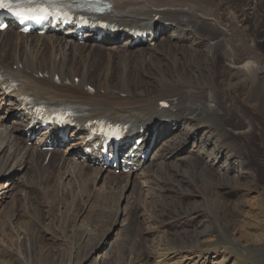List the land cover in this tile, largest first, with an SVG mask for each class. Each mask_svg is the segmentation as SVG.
Here are the masks:
<instances>
[{"label": "rangeland", "instance_id": "374dc122", "mask_svg": "<svg viewBox=\"0 0 264 264\" xmlns=\"http://www.w3.org/2000/svg\"><path fill=\"white\" fill-rule=\"evenodd\" d=\"M203 3L207 6H194L191 14L196 20L204 19L196 30L222 35L228 43L229 56L216 49L212 51L209 47L213 40L199 43L200 48L193 45L191 50L199 51L196 56L188 49L182 52L192 56L187 57L189 64H200L201 69L208 66L211 56L216 57L217 84L228 94L231 92L233 110L240 122H246L244 132L247 131L240 136L228 134V139H224H234L236 145L248 151L245 158L248 170L235 168L238 161L234 155L227 159L231 144L223 143L225 140H219L218 136H213L214 130L209 133L210 128H207L203 135L196 136L198 141L205 138L206 142L214 143L206 149V155L199 153L200 145L194 149L190 143L183 161L165 163L169 175L177 173L174 167L171 169L174 165L179 174V180L172 181L170 191L166 188L168 184H162L164 170L154 156L163 138L150 150L142 171L129 179L128 174H123L118 183L111 182L108 174L102 179L91 175L83 181L78 176L71 180L65 177L64 170L71 173L72 170L67 169L63 161L68 158L67 151L78 152L81 142L71 138L64 145L67 151L50 156L47 164L46 157L41 155L39 165L29 158L26 169H13L10 182L8 174L0 175V192L11 190L6 198L0 193V264H264V207L259 205L260 201L264 203V113L256 108V99L247 93L250 86H244L242 81L243 77L253 78L241 68L236 72L230 65L231 61L234 64L247 61L246 48L264 62V0H207ZM146 45L137 46L133 52L146 51L149 46L161 49L159 40L152 47ZM25 48L30 51L29 45ZM56 50L59 52L50 45L46 48L47 57L42 59V64L47 66L44 67H52L55 58L72 57L71 50L67 55L53 53ZM168 51V59L143 61V69L140 64L124 62L107 50L94 58L86 57L88 51H85L84 56H74L75 67H80L82 72L83 60H87L89 82L96 90L105 76L116 82L123 75L129 81L142 80L137 93L147 94L148 90L155 91L159 87L156 66L163 63L172 68L173 60L183 62L173 47ZM8 53L12 55L13 51ZM10 60L8 57L5 64ZM188 63L184 76L193 78L195 72ZM212 86L209 90L214 91ZM0 109V121L10 127H20L23 134L25 126L15 119L11 107L2 105ZM190 129L193 130V125L186 122L178 133L186 134ZM18 143L24 148L32 147L35 142L31 145L20 137ZM6 146L7 143L2 144L3 149ZM85 172L89 171L85 169ZM144 173L149 176L147 179L143 178ZM84 181L88 183L84 185ZM223 183H227L228 188L224 192L214 188ZM156 187L161 190L164 187V192L160 193Z\"/></svg>", "mask_w": 264, "mask_h": 264}, {"label": "bare ground", "instance_id": "6f19581e", "mask_svg": "<svg viewBox=\"0 0 264 264\" xmlns=\"http://www.w3.org/2000/svg\"><path fill=\"white\" fill-rule=\"evenodd\" d=\"M108 1L112 3V9L106 19L128 29L145 26L151 27L154 31H156V35L154 38H149L146 41L147 43L153 41L157 42V40L161 41V49H157L152 46V48H150L149 46L146 51L135 54L133 50L142 44L139 43L129 49L128 46L131 39L124 41L123 44H120L122 40H126L122 39L120 35L115 36L113 40L104 38L99 41V43H96L93 39V35L89 34L87 35L88 40L81 45L76 42L73 36L65 37L63 34L56 32L44 36H25L18 34L17 28L8 27L7 30L0 33V72L3 70L6 73L14 75L20 82V86L16 95L13 97L5 96L4 91L0 89V108L3 104L11 107L12 114L16 116L15 119L23 123L26 116H24L22 112L17 113L16 110L21 106V101L19 100L20 95H28L37 102H50L53 106L59 104L72 105L77 113L85 115V118L81 121L82 123H86L88 120H97L102 118H107L116 122L124 121L131 127L132 132L137 134L138 138L144 140L143 145L145 146H147L152 139V144L156 145L157 140L160 142L162 140L161 138H163L160 147L156 150V152H154V156H156L155 159L158 160V163L161 164V170H164L163 174L165 176V180L162 184H168L169 187L166 188L170 191L173 184L172 181L179 180V174L177 166L173 164L174 166H172L171 169L174 167L177 173L169 175L168 173L170 171L165 168L167 167V164L165 163L179 160L183 161L185 159L184 154L188 150L190 143H192V148L194 149L197 145H200L201 148L199 153L203 155H206V149H208L210 145L214 144L212 141L206 142L205 138L204 140L198 141V138H196L197 135H203L207 128H210L209 133L214 130L213 133H215V135H213V133L211 135L218 136L221 141L228 139L226 136H230L231 134L234 136L247 134V131L244 132L246 122H243L245 124V126H243V123L237 119L236 111L233 110L235 107H232V101L230 99L231 95H229L231 92L228 94L217 84V78L215 75L217 69L215 68L214 63L217 61L215 60L216 57L211 56L212 58L208 63V66L205 69H201L202 65L200 64H189L188 58L190 55L188 57L185 52H182L188 49L189 51L195 53L192 55L196 56L199 51L191 50L192 46L194 45L200 48L202 45L199 43L204 40L206 42L207 40H213L212 45L208 44L210 45V47H208L211 48L212 51L214 49L218 50L222 53V55L224 54V56H229L230 49H226V47H228L226 46L228 43L223 40L225 38L222 37V35H211L208 32L206 33L205 30H198V28L196 30L197 24L199 22L204 23V19L196 20L193 15H191L192 11L194 6L206 5L203 2H206L207 0ZM157 17H159V20H156ZM167 23H169V27H167ZM164 26H166V28ZM13 41L15 42L12 43ZM28 45L30 47L29 52L25 48ZM49 45L59 51L57 52L56 50V52L53 53H63L64 55H67L69 50H71L72 57L67 58L66 56L60 59L55 58L52 62V67H44L47 65L45 63L42 64V59L47 57L46 48ZM170 47H173L175 51H177L180 60L183 62L178 59L173 60L175 65L172 66V68L166 67L163 63H161V66L155 65V74L159 84L157 86L159 87L155 89V91L148 90L147 94L137 93L141 87L142 80L131 79L129 81L123 75L120 79L116 80V82H113L111 77L109 78L108 76H105V81L103 80L104 82L102 81L103 83H101L99 89L96 90L95 86L89 82L90 64H88L87 60L83 58L84 60L82 64H84V67L82 72L80 71V67H75L74 56H84L85 51H88V55H86V57L94 58L102 55L105 50H107L108 53H113L121 57L124 62L128 61L131 63V61H133L140 64L141 67L144 62L157 60L159 57L168 59L170 56V52L168 51ZM9 51H13V54L11 55L8 53ZM245 51L247 56L246 62L238 61L237 64H234V61H231L230 65L236 72L241 68L246 71L247 75H250L253 78V80H249L243 77L242 81L244 86H250L247 88V93H251V95L256 99V108L264 113V62L259 59L256 54L254 55L251 53L248 48H246ZM2 53L3 56H1ZM211 54L213 55V53ZM8 57H10L11 60L10 63L6 65L5 60H7ZM187 63L191 71L193 68L195 72V76H193V78L184 76V72L187 67L185 64ZM9 64L11 65L9 66ZM154 64L155 63H153V65ZM14 66H16L15 70L13 68ZM148 68H150V64ZM150 69L152 70L153 68ZM56 76L58 77V82L55 80ZM146 76L147 74L144 75V77ZM76 77L79 79L78 83H75L74 78ZM139 77L142 78V75ZM211 85L214 86V91L209 90ZM87 87H92L94 92H87ZM101 90L102 92L100 93ZM185 100L187 101L184 103ZM163 101L168 103V109L160 108V104L163 103ZM190 104L191 106H189ZM219 112L222 114L221 117L218 116ZM6 114L9 115V113ZM186 122L193 125V130L190 129V132L186 134H181L180 132L178 133L179 127L185 126ZM83 134L84 130L78 129L76 131H72L70 137L80 139V146H83ZM20 137L26 143H28L31 139L26 134H22L20 127H10L5 121H0V175L8 174L9 182L13 178V175L10 174L13 169H26L29 158L35 164L39 165L41 162V155H47V152L42 150L45 148V140L49 138L47 132L43 133L39 140H36L37 142L33 141L35 143H33L32 147L25 146L24 148H21L20 143H18ZM126 139H128V135H126ZM233 140H225L223 142H229L231 144V151L233 152L231 153V151H228L229 156L227 159L234 155L233 158L238 161V165H236L235 168L239 169V171L248 170V161L245 159L248 151H246L243 146L236 145ZM4 143H7V146L3 149L2 144ZM62 143L63 142L58 138H53L55 149L51 152L50 156H57L58 153H60L59 146ZM5 149L7 151L6 153L4 152ZM65 150L67 151V148ZM21 151L23 152V155L20 154ZM67 152L68 158L66 160L64 159L63 162L67 169L72 170V173L64 170V172H67L65 174L66 178L73 180L78 176V178H80L79 180L83 181L91 175L102 179L106 175L110 174V180L109 177L108 180L111 182L118 183L121 179V173L119 175H115L116 173L114 174L113 171L108 169L103 171L100 170L94 159H88L85 163L77 162L79 161V157H81L80 149H78L76 154L70 150ZM75 156L79 157L77 158ZM218 159L219 155L217 157V160ZM143 165H145V162H137L135 171L127 175L128 179L142 171L141 169L143 168ZM85 169L89 172L86 173ZM142 176L146 179L149 177L147 173H144ZM248 176L250 175L248 174ZM93 181H90L91 184ZM220 181L221 180H219V182ZM86 183H88V181H84V185H86ZM85 188L83 190H85ZM214 188L218 191L220 189V191L223 192L228 189L227 183L224 185H216ZM160 190V193L164 192V187L161 191ZM10 191L11 190L0 193L4 196V198H6L10 196ZM259 205L264 207V203L262 201L259 202ZM203 235L204 234H201V236Z\"/></svg>", "mask_w": 264, "mask_h": 264}, {"label": "snow or ice", "instance_id": "6c2138e0", "mask_svg": "<svg viewBox=\"0 0 264 264\" xmlns=\"http://www.w3.org/2000/svg\"><path fill=\"white\" fill-rule=\"evenodd\" d=\"M31 2V0H29ZM23 0H0V9L7 10L14 15L23 17V12L20 11ZM27 18V17H23ZM2 27V26H0Z\"/></svg>", "mask_w": 264, "mask_h": 264}]
</instances>
